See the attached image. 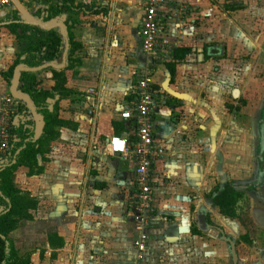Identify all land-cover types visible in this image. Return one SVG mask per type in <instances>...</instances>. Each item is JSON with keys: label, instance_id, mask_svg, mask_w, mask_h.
Here are the masks:
<instances>
[{"label": "crops", "instance_id": "1", "mask_svg": "<svg viewBox=\"0 0 264 264\" xmlns=\"http://www.w3.org/2000/svg\"><path fill=\"white\" fill-rule=\"evenodd\" d=\"M213 1L217 0H176L171 13L164 17V29L175 38L177 16L181 14L182 6L186 9L180 17L188 25V30L179 48H190L192 52L177 65L173 81L167 65L174 62L177 49L161 58L146 56L141 49L139 32L147 0H75L76 5L89 7L95 13L66 12L50 23H43L41 17L44 13L34 3H15L11 9L3 8L0 14V110L3 99L12 95L23 109L15 126L33 122L37 137L42 132V119L36 115L29 97L20 92L19 75L27 69H17L11 84L2 77L27 47L25 41L11 35L6 27L7 17L16 11L28 24L54 29L63 36H66L64 24L71 21L75 24L72 31L75 41L83 47L80 52L82 64L67 85L75 94L62 98L60 111L61 118L76 125V130H60V141L52 144L46 154L41 175L30 177L29 170L21 168L14 178L15 186L20 180L22 184L29 181L35 185V188L26 189H33L38 202L32 223H35L37 232L45 234L43 249H49L53 257L70 250L68 246L71 244L74 246V260H80V255L83 259L88 255L86 260L90 262L94 249V253L100 255L95 257L97 260L107 259L108 264H134V241L138 236L134 214L136 166L132 160L112 156L108 141L115 136L114 125L123 123L121 136L133 143V124L123 121L121 113L132 108L138 76L144 69H150L154 74L157 91L155 144L161 151V158L151 174L156 208L150 221L144 264H158L161 258L164 263L172 261L170 250L162 254L155 246L178 245L182 240L183 244H188L183 249V264H188L189 260L197 261V254L192 252L191 246L205 239L207 232L214 231V226L227 227L235 221L222 217L212 205L211 198L215 191L226 185L245 191L246 187L232 182L236 179L249 181L253 166L250 159L245 161L244 154L235 156L240 153L237 149L242 150L241 144L231 145L227 132L223 130L229 127L230 113L238 106L237 99L231 98L237 83L234 63L230 56L225 59V53L223 57L217 55L219 47L204 51V55L195 54V48H200L201 43L227 36L220 30L209 34L205 25L202 29L197 27L200 13L211 12ZM29 4L34 8L29 9ZM247 44V47L256 45L261 49L259 42L252 38ZM201 51L198 49L199 53ZM217 67L229 68L227 77H221ZM65 68L66 59L63 58L34 70L39 87L51 91L55 84L53 72ZM91 89L95 90L96 96H88ZM49 103L54 102L49 100ZM250 109L251 104L246 103L240 106L239 114H249ZM78 132H91L90 140H85L82 148L83 154L62 158L56 153L59 149L52 152L53 146L61 149L66 139ZM242 143L249 146L250 158L252 143L250 140ZM219 185L221 188H216ZM78 200L81 202L76 208ZM168 226H173L172 230H167ZM194 230L201 236L193 235ZM51 233L65 241L63 249H51L48 240ZM13 234L10 237L14 241ZM43 256L42 253L40 257ZM205 257H211L212 264L216 258L214 252L204 254Z\"/></svg>", "mask_w": 264, "mask_h": 264}, {"label": "rangeland", "instance_id": "2", "mask_svg": "<svg viewBox=\"0 0 264 264\" xmlns=\"http://www.w3.org/2000/svg\"><path fill=\"white\" fill-rule=\"evenodd\" d=\"M192 1L194 2V0ZM212 5L214 8L211 9V12L207 11L204 15L200 13L197 27L202 29L205 25V30L209 34L220 30L221 33H226L228 37L223 35L222 37L211 39L207 44L201 43L200 48H195V54L204 55V51L206 53L208 49L210 51V48L219 47L221 49H216L217 55L223 57L225 53V59H229L228 56H230L231 62L234 63L233 71L236 73L237 83L235 94L231 98L237 99L238 106L235 108V112L230 113L232 118L230 119L229 127H224L223 130L227 132L231 145L236 147L241 144L242 150L237 149L240 153H236L235 156L244 154L246 156L245 161L250 159V164L253 167L251 166L249 181L236 179L235 182H232L247 188L245 190L247 203L241 205L239 219L232 221L227 227L214 226L216 227L212 229L214 231L207 232L205 239L199 240L197 245L193 244L191 246L192 252L197 254L195 256L197 261L189 260L187 263L212 264L210 263L211 257L204 258V254L214 252L216 258L213 259L214 261L217 260L216 264H233L231 247L222 240V235L219 232V230H222L225 237L237 242L238 264H264V169L261 168L263 159L261 152L264 151V0H217L213 1ZM27 7L29 9L34 8L32 4ZM237 7H242V10L233 11ZM6 8L11 9L12 6ZM250 38L254 42H259L261 49L256 48L255 44V49L252 46L247 47V43H250ZM203 46H206V49ZM250 48L253 49L250 50ZM198 49H202V51L199 53ZM228 70L229 68L221 69V67H217L221 77H227ZM244 102L248 103V105L250 103L251 109L249 114L241 115V113L239 114V109L240 106L244 105ZM99 123L101 125V122ZM90 137L91 132L87 134L75 133V135H71V137L66 139L61 149L53 146L52 152L59 149L56 153L60 157L74 158L78 156L76 153L83 154L82 148L83 146L85 147V140H90ZM248 140L253 146L250 158L249 146L242 143L243 141L248 142ZM226 181L231 184L229 180ZM19 182L16 186L14 184L17 189L18 187L24 189L25 191L23 192L36 198L33 189L26 191L27 188H35V185H31L29 181L24 184H22V180ZM221 186L219 185L216 188H221ZM128 196L129 194L127 198ZM129 201L130 198L128 199ZM79 202L81 201L78 200L76 208H79ZM172 228L173 226H168L167 230H172ZM37 231L35 223H28L23 224L13 234L20 255L31 254L33 264H108L107 259H95V257H100V255L94 253L96 252L94 249L91 250L93 259L90 262L86 260L88 255L84 257L85 260L82 255L79 257L80 260H74L72 257L74 246L71 244L68 246L70 250L58 253L56 257H53L49 249L46 251L43 249L46 241L45 234ZM244 235H249L250 239L253 240L252 245L243 242L242 237ZM179 236L183 238L182 234H179ZM155 247L156 251L162 252V254L170 250L173 258L172 261H165V263L161 258L158 264H183V249L187 248L188 244H183L182 240L178 245H158ZM42 253L44 256L41 258Z\"/></svg>", "mask_w": 264, "mask_h": 264}, {"label": "trees", "instance_id": "3", "mask_svg": "<svg viewBox=\"0 0 264 264\" xmlns=\"http://www.w3.org/2000/svg\"><path fill=\"white\" fill-rule=\"evenodd\" d=\"M40 10L44 13L41 17L43 23H50L61 18L66 12L86 15L95 13L89 7L76 5L75 0H54L42 5ZM236 10L240 11L242 7L233 9V11ZM64 25L66 36L54 29L28 24L16 11L6 19V27L11 35L25 41L27 47L17 56L13 66L3 73L2 77L11 84L17 69L22 67L27 69L19 75L20 92L29 97L36 115L42 119L43 127L38 137L33 122L26 121L14 127L12 132L17 141L12 144L7 164L0 168V264H33L32 255L21 256L10 237L23 224L35 221V212L38 208V202L34 197L14 186L15 174L19 169L27 168L30 177L41 175L44 172L42 163L47 160L46 154L50 152L52 144L60 141V130L63 128L76 130L77 128L73 123L63 120L60 111L62 98L75 94L73 90L67 88V85L69 80L77 75L76 70L82 64L80 52L83 47L75 41L72 32L75 24L67 21ZM191 52L190 48H178L175 51L174 62L167 65L172 81L177 65ZM63 58L66 59V68L61 72H53L55 83L53 89L51 91L41 89L34 70L44 65L57 63ZM49 100L54 103H49ZM20 113H23L22 107H20ZM114 127L115 136L121 137L124 131L123 123L115 124ZM262 169H264V163H262ZM211 201L222 217L236 220L239 219L240 207L247 203V198L245 192L238 190L234 185H226L223 189L215 191ZM193 235L201 236L195 230ZM48 240L53 251L65 247V241L56 233L49 234ZM242 240L248 245L253 244L249 235H244Z\"/></svg>", "mask_w": 264, "mask_h": 264}, {"label": "built area", "instance_id": "4", "mask_svg": "<svg viewBox=\"0 0 264 264\" xmlns=\"http://www.w3.org/2000/svg\"><path fill=\"white\" fill-rule=\"evenodd\" d=\"M51 1L54 0H0V14L3 8L15 3L23 5L34 3L41 7ZM173 2H176V0H147L139 32L141 49L146 56L153 58L165 57L183 45L188 25L183 22L180 15L183 16L186 12L185 7H181V14L177 16L178 30L175 38L170 36L163 26L164 17L171 13ZM181 3L179 2V4ZM87 93L89 97L97 95L94 89L89 90ZM156 94L153 72L150 69L142 70L138 76L132 108H127L121 113L123 121L133 124L134 141L131 143L124 136H113L108 141V151L112 156L120 157L125 161L132 160L136 166L134 214L138 236L134 241L136 251L134 264H144L147 255L148 231L154 211L151 174L153 167L161 158V151L155 144ZM91 100L93 99L91 98ZM21 115L19 102L12 95L6 96L0 110V168L7 164L12 144L17 141L12 131L16 127L15 122L22 117ZM113 138L126 141L123 151L114 147Z\"/></svg>", "mask_w": 264, "mask_h": 264}, {"label": "water", "instance_id": "5", "mask_svg": "<svg viewBox=\"0 0 264 264\" xmlns=\"http://www.w3.org/2000/svg\"><path fill=\"white\" fill-rule=\"evenodd\" d=\"M220 234L222 235V240H224L225 242H227L230 247H231V255H232V259H233V264H238V255H237V251H236V244L234 241H232L231 239L227 238L224 236V232L222 230H219Z\"/></svg>", "mask_w": 264, "mask_h": 264}, {"label": "clouds", "instance_id": "6", "mask_svg": "<svg viewBox=\"0 0 264 264\" xmlns=\"http://www.w3.org/2000/svg\"><path fill=\"white\" fill-rule=\"evenodd\" d=\"M114 147L120 151H123L124 150V147H125V144H126V141L125 140H121L119 138H113V141H112Z\"/></svg>", "mask_w": 264, "mask_h": 264}, {"label": "flooded vegetation", "instance_id": "7", "mask_svg": "<svg viewBox=\"0 0 264 264\" xmlns=\"http://www.w3.org/2000/svg\"><path fill=\"white\" fill-rule=\"evenodd\" d=\"M263 152V151H262ZM261 154H263V153H261ZM262 158H263V156H261ZM262 161H263V159H262ZM238 190H240V189H238ZM243 192H245V191H243ZM235 244H236V246H237V242H235ZM236 251H237V247H236ZM238 255V254H237ZM233 260V259H232ZM261 264H263V263H261Z\"/></svg>", "mask_w": 264, "mask_h": 264}]
</instances>
